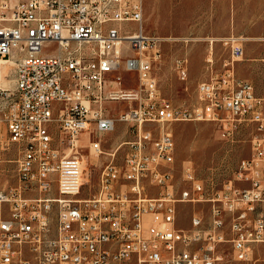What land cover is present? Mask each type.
Instances as JSON below:
<instances>
[{
	"label": "built area",
	"instance_id": "built-area-1",
	"mask_svg": "<svg viewBox=\"0 0 264 264\" xmlns=\"http://www.w3.org/2000/svg\"><path fill=\"white\" fill-rule=\"evenodd\" d=\"M144 7L145 0H0V62L14 65V86L0 79V137L21 148L17 183L0 189V264H225V246L239 261H258L264 97L236 75L242 38L221 39L230 57L220 69L207 58L198 104L177 106L155 72L163 42L176 38L147 34ZM189 61L174 60L182 80ZM123 68L136 89L121 88L124 78L114 74ZM117 100L129 107L112 115L106 104ZM180 121L215 122L227 140L253 124L252 154L220 186L204 183L192 164L179 183L176 142L165 126ZM118 122L131 138L108 153L103 135ZM56 126L65 134L59 142ZM82 148L92 159L110 157L88 196ZM181 203L194 206L188 227L178 223ZM198 203L208 211H197Z\"/></svg>",
	"mask_w": 264,
	"mask_h": 264
},
{
	"label": "rangeland",
	"instance_id": "rangeland-1",
	"mask_svg": "<svg viewBox=\"0 0 264 264\" xmlns=\"http://www.w3.org/2000/svg\"><path fill=\"white\" fill-rule=\"evenodd\" d=\"M144 30L147 34L176 38L163 42L162 56L156 62L155 72L158 76L162 94L171 99L177 106H196L198 104V85L205 80L209 71L206 60L213 57L215 65L220 69L224 59L230 57L221 39L231 34L242 38L245 48L243 59L235 62V72L239 78L254 83L256 92L264 97V0H145ZM190 37L185 41L181 38ZM213 41V46L211 44ZM212 46V47H211ZM187 55L189 75L180 79L174 68V60L178 56ZM5 70V72H4ZM2 71L1 83L14 86V65L7 64ZM114 76H122L121 88L136 89L137 81H133V73L124 68ZM6 77V78H5ZM7 84H6V83ZM136 106L137 102H133ZM129 107V103L117 100L106 104L110 114L119 115ZM95 129V126L92 125ZM57 142L65 138V134L56 126L53 127ZM165 130L172 132L176 142L175 168L176 178L181 183L183 166L192 164L196 174L206 184L220 186L224 181L233 178L238 165L251 156V138L255 133L253 124L244 123L234 139L221 137L218 125L212 121H180L167 123ZM2 133L5 135V128ZM103 149L112 152L119 141L130 139L127 126L117 123L114 132L103 135ZM81 143L87 144L85 134ZM68 152L67 143L61 144ZM84 155L85 186L83 195L95 194L101 168L110 160L103 155L92 159L88 148L80 149ZM21 148L18 143L7 144L5 136L0 137V189L9 190L17 183L18 160ZM121 157V152L118 154ZM149 195H157L158 191L150 190ZM197 211H208L207 203L195 205ZM194 206L191 203L179 205L178 223L182 227L189 226V219ZM226 248L225 264H264V245L255 251L254 261H239Z\"/></svg>",
	"mask_w": 264,
	"mask_h": 264
},
{
	"label": "bare ground",
	"instance_id": "bare-ground-1",
	"mask_svg": "<svg viewBox=\"0 0 264 264\" xmlns=\"http://www.w3.org/2000/svg\"><path fill=\"white\" fill-rule=\"evenodd\" d=\"M9 62H6V61H1L0 62V75H2V71L4 70V69H6V67H7V64H8ZM4 72H5V70H4ZM2 78V80L3 81H5L4 79H3V76H1ZM6 78V77H5ZM6 83V82H5ZM7 84V83H6Z\"/></svg>",
	"mask_w": 264,
	"mask_h": 264
},
{
	"label": "crops",
	"instance_id": "crops-1",
	"mask_svg": "<svg viewBox=\"0 0 264 264\" xmlns=\"http://www.w3.org/2000/svg\"><path fill=\"white\" fill-rule=\"evenodd\" d=\"M124 125H126V124H124Z\"/></svg>",
	"mask_w": 264,
	"mask_h": 264
}]
</instances>
